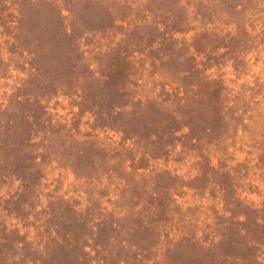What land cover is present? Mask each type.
<instances>
[{"label":"rangeland","instance_id":"obj_1","mask_svg":"<svg viewBox=\"0 0 264 264\" xmlns=\"http://www.w3.org/2000/svg\"><path fill=\"white\" fill-rule=\"evenodd\" d=\"M0 264H264V0H0Z\"/></svg>","mask_w":264,"mask_h":264}]
</instances>
